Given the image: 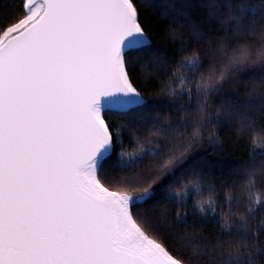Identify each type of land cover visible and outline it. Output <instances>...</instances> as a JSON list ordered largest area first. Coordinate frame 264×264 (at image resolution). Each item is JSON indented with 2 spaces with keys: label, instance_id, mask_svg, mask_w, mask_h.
Returning a JSON list of instances; mask_svg holds the SVG:
<instances>
[{
  "label": "snow or ice",
  "instance_id": "snow-or-ice-1",
  "mask_svg": "<svg viewBox=\"0 0 264 264\" xmlns=\"http://www.w3.org/2000/svg\"><path fill=\"white\" fill-rule=\"evenodd\" d=\"M231 19L237 35L259 30L260 46L225 38L203 54L206 70L195 52L178 67L179 94L194 87L201 101L191 133L197 142L209 93L231 70L264 63V21L249 20L246 11ZM12 20L0 24V264H190L169 250L164 225L151 223L145 208L155 185L165 175L174 178L194 150L177 132L188 121L149 130L158 140L149 138L148 147L137 141L134 151L121 149L115 166L122 176L113 179L105 167L123 143L120 129L129 127L116 128L106 113L145 103L127 58L151 45L134 0H19ZM166 91L177 94L171 86ZM255 174L247 173L249 186ZM190 194L200 197L197 178L169 196L183 206ZM249 199L264 205L251 188ZM194 206L202 215L216 212L211 196ZM176 221L186 225L180 210ZM230 227L225 220L224 235ZM188 236L185 250L205 243ZM216 247L222 264H264L258 239L243 251L225 240Z\"/></svg>",
  "mask_w": 264,
  "mask_h": 264
},
{
  "label": "trees",
  "instance_id": "trees-1",
  "mask_svg": "<svg viewBox=\"0 0 264 264\" xmlns=\"http://www.w3.org/2000/svg\"><path fill=\"white\" fill-rule=\"evenodd\" d=\"M134 2L151 45L129 51L127 58L130 78L145 103L130 111L106 113L116 128L121 124L129 126L120 129L123 143L114 148L105 165L110 177L116 179L124 174L115 166L121 149L132 152L138 147L137 141L148 147L149 138L153 142L158 140L150 136L149 130L155 132L157 126L168 124L177 129L181 120L188 121L187 128L180 127L177 132L179 140L192 143L194 150L176 167L174 178L165 175L155 185L154 198L145 206L151 223L164 225L166 246L174 254L188 258L190 264H222L216 247L218 240L230 241L233 246L240 244L242 251L254 239L264 247V210H261L264 205L256 206L249 199L251 188L253 195L264 200V63L231 70L209 93L199 142L191 139V133L194 125L200 123V98L194 87L190 95L181 96L178 80V67L185 56L200 54L206 70L209 62L203 54L211 52L222 39L229 38V43L247 41L258 48L262 43L259 30L237 35L231 17L246 11L249 20L264 21V0ZM18 6L19 0H0V24L13 22L12 15ZM190 77L188 73L186 83ZM196 79L193 78V83ZM168 86L177 91L175 96L167 93ZM211 130L215 131V137L210 135ZM216 137L219 142L213 145L211 141ZM151 163L148 161L141 168ZM252 171L256 174L249 186L247 173ZM192 178L199 180L200 197L190 194L182 206L169 193L180 191L182 183ZM209 196L216 201V212L202 215L194 206L195 201ZM249 207L254 208L252 213L248 212ZM178 210L186 225L176 221ZM225 220L231 226L227 229L229 235H224ZM188 234L193 235L194 241L205 243L185 250L182 242L186 243ZM261 256L264 257V252Z\"/></svg>",
  "mask_w": 264,
  "mask_h": 264
}]
</instances>
